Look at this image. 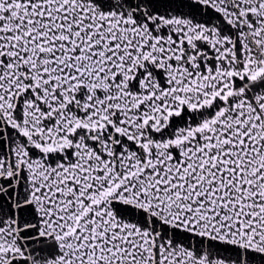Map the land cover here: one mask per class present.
I'll use <instances>...</instances> for the list:
<instances>
[{
	"label": "snow or ice",
	"instance_id": "obj_1",
	"mask_svg": "<svg viewBox=\"0 0 264 264\" xmlns=\"http://www.w3.org/2000/svg\"><path fill=\"white\" fill-rule=\"evenodd\" d=\"M0 264H264V0H0Z\"/></svg>",
	"mask_w": 264,
	"mask_h": 264
}]
</instances>
